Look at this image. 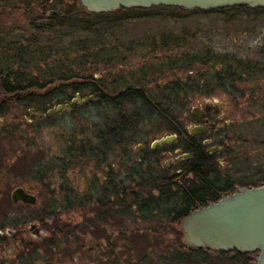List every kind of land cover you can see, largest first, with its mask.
<instances>
[{
	"label": "flooded vegetation",
	"instance_id": "1",
	"mask_svg": "<svg viewBox=\"0 0 264 264\" xmlns=\"http://www.w3.org/2000/svg\"><path fill=\"white\" fill-rule=\"evenodd\" d=\"M0 2L15 3L14 8H3L22 10L23 15V3H30L41 11L48 8L44 20L59 16L69 19L78 13L81 16L94 14L87 12L78 0ZM80 47L86 48L85 45ZM112 60L104 61L111 64ZM229 61L236 65L223 66L222 71L214 73L210 83L203 84L201 79L199 85L184 84L174 77L168 81L159 79L157 76L164 74L165 67L148 65V61L127 72L119 68L118 73L102 69L91 76L68 73L58 80L50 78L44 83L37 81L39 77L26 80L28 77L19 74L0 73V147L6 138L20 141L22 103L28 112L23 117L29 123L64 113L71 115L91 105L98 109V121L90 136H85V130L81 129L78 140L73 139L65 156L58 159L64 170L70 163L82 168L71 170V177L65 174L61 177L58 186L66 193L67 204L61 208L54 205V201L45 204L44 213L37 214L40 217H34L32 222L95 223L96 226L101 223H133L132 215L136 211L139 213L136 216L138 222L178 223L179 228V223L191 211L217 202L238 187H255V182L261 183L257 181L262 172L259 169L241 173L238 178L231 175L238 172L234 171L233 165L238 155L234 143L239 142L241 136L233 130L236 123L228 117L230 104L227 100L264 99V86L246 87L244 79L246 75L264 76V67L250 60L246 63L231 59L227 64ZM176 69L180 67H170L169 71ZM194 96H201L203 102L190 108L183 105V114L177 101ZM54 99L58 102L51 105ZM167 101L173 104L174 110L166 107ZM34 104H44V107L38 109ZM58 105L63 108L47 114L49 109ZM10 113H13L11 119ZM166 137L172 138L160 143ZM126 146H131L132 151L129 152ZM166 158L173 162L166 163ZM90 162L92 166L87 173L86 165ZM118 162L125 175L117 170ZM223 162L230 165L225 167ZM33 167L37 183L32 185L33 190L27 191L35 196L36 203L18 202L12 206L21 204L36 208L45 189L50 188L51 183L44 182L48 178L43 173L44 167L39 165L37 168L36 164ZM88 175L90 179L86 181ZM4 176L0 171V195ZM77 176L82 189L73 181ZM65 209L66 213L76 217L69 221L53 214ZM178 234L182 235L180 228ZM39 240L42 239L38 227L32 228L30 233L21 225L18 216L8 218L0 211V264H38ZM93 249L89 247L85 255ZM241 255H247L249 264H253L257 254ZM59 256L57 253L56 258ZM48 259L45 257L41 264H54Z\"/></svg>",
	"mask_w": 264,
	"mask_h": 264
},
{
	"label": "rangeland",
	"instance_id": "2",
	"mask_svg": "<svg viewBox=\"0 0 264 264\" xmlns=\"http://www.w3.org/2000/svg\"><path fill=\"white\" fill-rule=\"evenodd\" d=\"M230 14L228 16L221 13L196 12L174 20L166 13H161L154 18L124 22L120 26L107 28L104 31L75 33L73 37L64 38L61 42L56 41V36L46 34L44 37L47 35L53 37L49 41H46V38L43 40L47 42L42 45V49L46 51V61L27 70L24 76L28 77L26 80L39 77L37 81L44 83L50 78L58 80L67 76L68 73L91 76L102 69L114 70L118 73L119 68L127 72L128 69L141 66L148 61V65L160 64L165 67L164 74L157 76L159 79L168 81L174 77L184 84L199 85L201 79L203 84L210 83L212 77H215L214 73L217 70L222 71L223 66L236 65L231 61L227 64L231 59H241L245 62L250 60L264 67V11ZM0 26H13L29 31L22 10L9 11L3 6H0ZM185 33H187L186 43L166 44L174 38V34L182 36ZM22 35L28 37V34L14 33L10 41H18ZM84 45L85 50L80 47ZM5 46V43L0 42V60L2 61L7 56ZM188 57H191L189 62ZM109 58L113 59L111 64L104 61ZM170 67H180V69L171 72ZM221 75H224V72ZM244 79L246 87L264 86V76L261 74L252 77L246 75ZM237 85L241 88V85ZM227 101L230 104L228 117L236 123L233 130L241 136L240 141L234 143L238 155L233 165L234 171L238 172L231 175L238 178L241 173H250L257 169L264 171V99L251 101L246 98ZM57 102V99L51 100V105ZM169 102H166V107L174 110L173 104ZM177 102L182 112L183 105H188L190 108L192 105L202 103L203 100L201 96H194L182 98ZM34 105L38 109L44 107V104ZM25 107L26 105L22 103L20 111L23 128L20 141L14 142L13 138H6L3 146L0 147V171L5 175L3 193L0 195V211L8 218L13 215L18 216L21 225L30 233L31 224H35L39 228L40 239L43 240L48 237L47 226L51 223H34L33 218L40 217L37 214H43L45 204L51 201H54V205L59 208L67 204L66 193L58 186L61 185V177L64 174L66 177L67 175L71 177V170L82 168L70 163L64 170L61 168L63 163H59L58 159L65 156L69 143L73 139L78 140L81 129L85 130V136H90L93 125L98 121V109L95 105H91L71 115L64 113L29 123L23 117L28 113ZM11 118L13 113H10L9 119ZM149 127L145 126V128ZM70 135H72L71 138ZM230 144L232 145V142ZM126 147L129 152L132 151L131 146ZM118 150L120 152V148ZM165 161L168 164L173 162L168 158ZM35 164L37 168L39 165L44 167L43 173L48 176V178L45 177L47 179L44 182H50V188L45 189L44 197L40 199V205L36 208L21 204L12 206L10 194L16 187L26 188L37 183L33 167ZM229 165L230 163L223 162V166ZM91 166V162L86 165L87 173H90ZM117 170L121 175H125L119 162ZM89 179V175L86 176V181ZM73 181L75 186L82 189L78 176L73 178ZM257 181L264 183V180ZM261 183L255 182L256 186ZM65 210L55 211L53 214L63 216L69 221L76 217L72 213H66L67 209ZM136 213L134 211L132 215L133 223H101L98 226L95 223L84 225L80 223L79 233H77L79 241L75 245L77 254H69L66 248L63 251L64 243L59 247L40 248L37 255L38 264L43 263L45 257L53 260L54 264L57 262L59 264H117V262L128 264L130 262L131 264L144 255L147 260L158 264L157 259L166 246L171 248V251L167 253L169 259L172 255H176L173 249L180 241V237H183L178 234V223L138 222L136 216L139 213ZM162 225L166 227L164 232L160 229ZM138 234L142 235L143 241H134L137 237L135 235ZM127 241L130 243L129 249L124 245ZM89 247H94L93 252L85 255ZM57 253H60L58 258H56ZM221 253L223 252L208 251L200 259L194 256L191 260L175 261L171 264H249V262L244 263L234 251L224 255ZM111 254L113 256H110Z\"/></svg>",
	"mask_w": 264,
	"mask_h": 264
},
{
	"label": "water",
	"instance_id": "3",
	"mask_svg": "<svg viewBox=\"0 0 264 264\" xmlns=\"http://www.w3.org/2000/svg\"><path fill=\"white\" fill-rule=\"evenodd\" d=\"M89 13H109L119 9L151 7H176L187 11H212L216 9L246 6L264 8V0H78ZM1 76V75H0ZM63 108L58 105L47 114ZM42 116V115H41ZM172 137L162 139L169 142ZM33 186L16 187L11 201L35 204L36 198L28 191ZM28 190V191H27ZM31 224L30 229L35 228ZM183 243L187 248L211 252L256 253L253 264H264V183L255 187H238L235 192L221 197L189 213L179 223Z\"/></svg>",
	"mask_w": 264,
	"mask_h": 264
},
{
	"label": "trees",
	"instance_id": "4",
	"mask_svg": "<svg viewBox=\"0 0 264 264\" xmlns=\"http://www.w3.org/2000/svg\"><path fill=\"white\" fill-rule=\"evenodd\" d=\"M0 6L3 7H11L14 8L17 5L15 3H7V2H0ZM22 6L24 10L25 20L27 22L28 30L23 28H16L13 26H0V42L5 43V52L7 54L6 58L0 60V73L5 72L8 75H15L19 74L24 76L27 70H30L34 67H37V64L46 61V51L42 49V45L47 43L53 39V37H49L48 35L44 37L46 34H51L56 36V41L61 42L64 38L73 37L75 33H90L96 32L100 30H105L107 28L112 29L116 26H120L124 22L134 21L141 18H154L159 16L161 13H166L170 18L174 20L181 19L186 17L192 13H221L222 15H231L230 13H238V12H263L264 8H256L250 9L246 6H234L222 9H216L212 11H187L182 8L176 7H151L148 9L143 8H131V9H119L114 12L109 13H100V14H84L79 15L76 14L69 19H63L61 16L58 18L50 17L47 20H44V15L48 8H45L41 11V9H34L30 3H23ZM74 10V9H72ZM71 10V11H72ZM34 13V14H33ZM14 33L20 34H28V37H24L23 35L20 37L18 41H10V37ZM187 33L179 36L174 34V38L169 40L166 44H173V45H180L186 43L185 36ZM169 37V35H168ZM44 38L47 40L43 42ZM86 43V41H83ZM45 46V45H44ZM32 48V49H30ZM191 57L187 59L189 62ZM193 60H195L193 58ZM28 74V73H27ZM29 85L30 82L27 81ZM208 170V168H207ZM213 172L210 170L209 172ZM204 176V175H203ZM206 176V175H205ZM204 176V177H205ZM260 180H264V171L261 172ZM184 213V212H183ZM185 214V213H184ZM171 224V223H170ZM166 227L164 225L161 226L160 229L163 230ZM80 223H51L48 224V237L44 238L43 240L38 241V251L40 248H52L54 246L59 247L64 243V249L66 248V252L69 254L75 253L77 254L78 250H75V245L78 244L77 233H79ZM183 235V234H182ZM137 236L134 241H143L142 235H135ZM125 247L127 249L130 248V243L127 241L125 242ZM113 245H110L112 249ZM174 254L172 258L169 259V255L167 254L171 251V248L166 246L163 250L160 257L157 259L158 264H164L165 262H169L171 264L175 261L177 262H185L188 259H192V257L197 256L202 257L208 253V251L204 250H194L187 248L183 243V237H180V241L176 244V247L173 249ZM167 254V255H166ZM224 255L225 253H221ZM238 257L242 258L241 260L244 263L249 262V257L247 255H241L236 253ZM158 255V256H159ZM110 256H113L111 254ZM202 260V259H201ZM117 264H121L117 262ZM130 264V262H128ZM131 264H154L151 260H147L146 256L144 255L138 260H135Z\"/></svg>",
	"mask_w": 264,
	"mask_h": 264
}]
</instances>
